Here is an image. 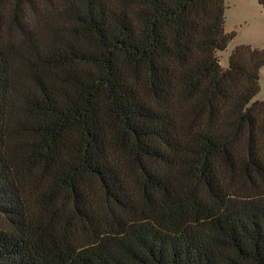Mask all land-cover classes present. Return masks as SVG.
<instances>
[{
  "label": "trees",
  "instance_id": "trees-1",
  "mask_svg": "<svg viewBox=\"0 0 264 264\" xmlns=\"http://www.w3.org/2000/svg\"><path fill=\"white\" fill-rule=\"evenodd\" d=\"M225 1L0 0V264H264V50L221 66Z\"/></svg>",
  "mask_w": 264,
  "mask_h": 264
},
{
  "label": "rangeland",
  "instance_id": "rangeland-1",
  "mask_svg": "<svg viewBox=\"0 0 264 264\" xmlns=\"http://www.w3.org/2000/svg\"><path fill=\"white\" fill-rule=\"evenodd\" d=\"M226 31L234 33V39L218 57L223 68L229 67L233 51L241 45L264 50V9L259 0H226ZM260 93L254 101L264 102V69L261 71Z\"/></svg>",
  "mask_w": 264,
  "mask_h": 264
},
{
  "label": "crops",
  "instance_id": "crops-1",
  "mask_svg": "<svg viewBox=\"0 0 264 264\" xmlns=\"http://www.w3.org/2000/svg\"><path fill=\"white\" fill-rule=\"evenodd\" d=\"M227 32V31H226Z\"/></svg>",
  "mask_w": 264,
  "mask_h": 264
}]
</instances>
